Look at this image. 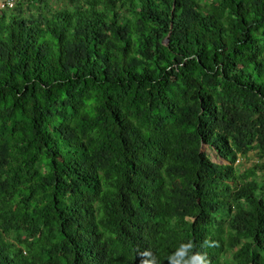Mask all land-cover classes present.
I'll list each match as a JSON object with an SVG mask.
<instances>
[{"label": "trees", "instance_id": "1", "mask_svg": "<svg viewBox=\"0 0 264 264\" xmlns=\"http://www.w3.org/2000/svg\"><path fill=\"white\" fill-rule=\"evenodd\" d=\"M0 1V264H264V0Z\"/></svg>", "mask_w": 264, "mask_h": 264}, {"label": "rangeland", "instance_id": "2", "mask_svg": "<svg viewBox=\"0 0 264 264\" xmlns=\"http://www.w3.org/2000/svg\"><path fill=\"white\" fill-rule=\"evenodd\" d=\"M21 1V3H24L25 5L27 4V0H14V3L16 4V2ZM50 3L52 5H55L57 7V5H59L58 0H50ZM204 152H206L207 154H209V156L211 157L212 161L216 164L219 165H228V163L224 160H222L221 158H219V156L217 155L216 152H214L213 150H211L209 147H204ZM257 164V159L255 157L254 153H251L247 158L244 159H240L236 166H238V168H240L241 171H245L247 169H252L255 165ZM263 177V175H259V178L261 179Z\"/></svg>", "mask_w": 264, "mask_h": 264}, {"label": "built area", "instance_id": "3", "mask_svg": "<svg viewBox=\"0 0 264 264\" xmlns=\"http://www.w3.org/2000/svg\"><path fill=\"white\" fill-rule=\"evenodd\" d=\"M14 6H15L14 0L9 1L7 4H2V8H5V7L14 8Z\"/></svg>", "mask_w": 264, "mask_h": 264}]
</instances>
